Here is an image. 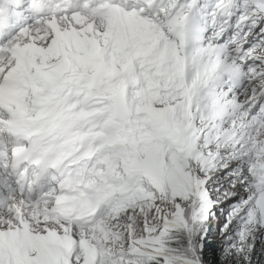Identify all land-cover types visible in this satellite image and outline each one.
I'll use <instances>...</instances> for the list:
<instances>
[{"label": "snow or ice", "instance_id": "obj_1", "mask_svg": "<svg viewBox=\"0 0 264 264\" xmlns=\"http://www.w3.org/2000/svg\"><path fill=\"white\" fill-rule=\"evenodd\" d=\"M0 264H264V0H0Z\"/></svg>", "mask_w": 264, "mask_h": 264}]
</instances>
